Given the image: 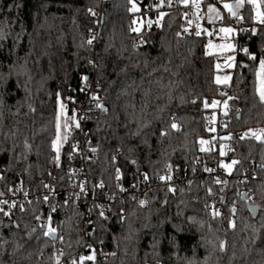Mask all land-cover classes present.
Returning <instances> with one entry per match:
<instances>
[{
    "label": "trees",
    "instance_id": "obj_1",
    "mask_svg": "<svg viewBox=\"0 0 264 264\" xmlns=\"http://www.w3.org/2000/svg\"><path fill=\"white\" fill-rule=\"evenodd\" d=\"M130 1L0 0V194H38L27 207L0 214V264H55L57 241L39 217L62 225L64 243L83 240L76 203L65 193L40 192L45 179L61 192L74 180L70 143L58 160L53 150L59 99L83 98L90 83L99 105L87 125L85 166L92 186L120 196L112 210L95 214L94 241L119 264H264V143L237 138L264 129L256 75L264 23L253 31L249 5L242 21L234 15L235 27L247 32L238 29L236 68L231 83L220 85L206 35H179L182 1L151 31H134ZM96 10L103 17L94 46ZM215 99L227 100L228 111L213 125ZM216 138L229 146L224 157ZM232 160L231 174L215 175L214 167ZM251 165L256 177L239 185ZM250 204L259 208L256 217Z\"/></svg>",
    "mask_w": 264,
    "mask_h": 264
},
{
    "label": "built area",
    "instance_id": "obj_2",
    "mask_svg": "<svg viewBox=\"0 0 264 264\" xmlns=\"http://www.w3.org/2000/svg\"><path fill=\"white\" fill-rule=\"evenodd\" d=\"M178 0H131L129 3V9L136 13V18L147 19L144 24L147 30H157L163 27L165 14L167 7L173 6ZM185 5V25L180 31V36H185L186 34L196 32V22L203 16V12L199 15L195 12L196 7L204 3L216 2V0H180ZM144 6V7H143ZM216 6L219 7L222 17L218 19L217 23L214 25L215 32L219 26L232 25L235 27L234 19L230 13L226 11L216 2ZM143 7V8H142ZM133 8L136 10L134 11ZM96 19L99 23L101 21V15L95 13ZM149 22L151 25L149 26ZM98 23V25H99ZM242 32H247L245 25H240L238 27ZM205 35V32L202 33ZM98 37V29L92 31L91 41L92 44H96ZM245 45L242 49H245ZM264 59V47L261 50L260 60ZM92 89V84L90 83L87 89H84V97L79 98L77 96H71L68 103L76 105L75 111L69 113L74 118V123L70 125L69 131V143L71 146V153L69 155V161L71 165V175L74 180L69 184L66 190L63 192L53 190L48 179H45L43 184L44 188L40 192L41 196L65 193L67 195L66 199H72L76 206L82 212L81 221V233L83 234V240L80 245H75L71 243H64V232L62 231V225L56 222H47V219L39 217L36 223H40L41 226H47L49 228L55 229L53 232L56 236L55 242L57 245L54 247V258L55 264H119L114 258V254L106 252L100 243L94 241L93 235V222L94 216L99 211L102 213H107L113 209L115 203L120 198L119 194L113 192L111 189L105 187L104 185H98L96 187L92 186L91 179L89 178L87 168L85 166L87 156L86 151L89 146L91 135L87 129L88 122L91 115L97 111L98 103L92 100L90 95ZM224 91V89H222ZM73 109V110H74ZM77 124L79 127H77ZM209 129H212L210 127ZM237 138L241 139H256L264 143V129L258 127L251 130L242 131L237 134ZM218 147L222 146V142L219 138L214 140V145ZM218 164L216 159L212 161ZM216 176H222L226 174L224 168L219 165L213 168ZM256 168L251 165L250 168L240 175L237 182L241 186H245L250 183L256 177ZM143 180H146V175H142ZM3 183V175L0 172V187ZM83 189V190H82ZM140 199L143 198L141 194ZM38 198V194L34 193L28 189L15 188L11 189L6 194H0V214L9 215L13 213L19 207H27L29 203ZM58 206L55 210H57ZM213 210V208H211ZM221 213V209L218 211ZM67 210L62 213V219L65 220ZM62 224V223H61ZM51 234V233H49ZM92 256L93 259H87V257ZM84 259H81V258ZM147 264H161L160 262H151Z\"/></svg>",
    "mask_w": 264,
    "mask_h": 264
},
{
    "label": "rangeland",
    "instance_id": "obj_3",
    "mask_svg": "<svg viewBox=\"0 0 264 264\" xmlns=\"http://www.w3.org/2000/svg\"><path fill=\"white\" fill-rule=\"evenodd\" d=\"M216 2L226 11V13H230L232 17H234L235 15L232 10V4L235 3L238 12L236 19L240 21H242L246 17L241 12L243 6L249 5L251 9V18L254 23L253 31L255 32L257 30V24H261L260 14L264 13V0H255V3H251L249 2V0H216ZM216 2L204 3L196 7L195 12L197 13V15H199L200 12H203V16L199 18V20L196 22L195 25L196 33L199 32V35H203L202 33L205 32L206 53L215 56L216 58V69H217L216 81L217 78H219V82L217 81V83L220 85H229L232 80L233 71L236 68V57H237L238 47L234 38H237L238 36V29L236 27H233L232 25L226 24L223 26H219L217 32H215L214 25L217 23L218 19L222 17L219 7L216 6ZM225 4L230 5L231 9L226 8L224 6ZM96 12L101 15V18L103 17L102 12L100 10L98 11L96 10ZM146 22L147 19L136 18L138 31H140L143 28V25ZM98 23L99 21L98 19H96L97 26L94 30L98 29L97 28L99 26ZM223 28H230L232 29V31L223 32L221 31V29ZM93 45L95 46L96 44ZM244 52H246L245 49ZM230 57H232L233 59H229ZM226 77H228L229 79L225 80ZM258 88H259V81L257 78V92L259 94ZM61 105H63V107H61ZM209 108L213 111L211 114L213 120L212 123L213 125H216L219 112L222 115H225L228 111L227 100L215 99L213 100L212 104H209ZM74 111L75 109L74 110L72 109L68 101L59 99L58 121H57V125L59 124V130L56 127V139L53 143V150L56 153V158L57 156H59L63 146H65L70 140L68 129L70 125L74 123V118L71 116ZM69 113H71V115ZM58 136L59 139H57ZM224 139L225 136H222V140ZM228 148L229 146L227 145V143L223 142L221 146V153H223L222 157L226 155ZM233 161L235 160H232L230 163H224V162L222 163V166L231 165L230 169L223 166L224 170L228 175L231 174L234 168V164L232 163Z\"/></svg>",
    "mask_w": 264,
    "mask_h": 264
},
{
    "label": "snow or ice",
    "instance_id": "obj_4",
    "mask_svg": "<svg viewBox=\"0 0 264 264\" xmlns=\"http://www.w3.org/2000/svg\"><path fill=\"white\" fill-rule=\"evenodd\" d=\"M249 2L255 3V0H249ZM224 6L226 8L231 9V6L230 5L225 4ZM237 6H239V5H237ZM133 10L135 11L136 9L133 8ZM89 11H91V9H89ZM93 14H95V13H93ZM260 23H264V13L260 14ZM150 25H151V22H149V26ZM134 31H138V29H134ZM221 31H223V32H231L232 29H230V28H223V29H221ZM197 35H199V32L197 33ZM89 43H91V41H89ZM245 51H247V50H245ZM251 58L252 59H255V57H251ZM229 59H233V58L230 57ZM229 66H231V65H229ZM256 75H257V78H258V81H259L258 91H259L260 99H261V101H264V59L260 60V62H259V69H258ZM227 79H229V78L226 77L225 80H227ZM217 81L219 82V78H217ZM207 106L208 105L206 103L205 104V107H207ZM61 107H63V105H61ZM77 127H79L78 124H77ZM172 127L173 128H176L177 125L176 124H173ZM57 128L59 130V124L57 125ZM57 139H59V136L57 137ZM65 139H66V137H65ZM201 143L204 144V143H207V142L206 141H201ZM93 151H95V149H93ZM221 154H223V153H221ZM58 159H59V156H57V160ZM232 163L235 164V163H237V161H233ZM223 166L226 167V168H229V169L231 168V165H223ZM209 171H211V170L209 169ZM168 178L170 179V177H168ZM161 179H164V177H161ZM216 182L217 183H220L219 180H217ZM45 199H47V197H45ZM214 215H219V213L216 212V213H214ZM54 231H55V229L49 228L48 232H46L45 235H49V233H53ZM93 258L94 257H92V256L87 257V259H93ZM81 259H84V258L82 257Z\"/></svg>",
    "mask_w": 264,
    "mask_h": 264
},
{
    "label": "water",
    "instance_id": "obj_5",
    "mask_svg": "<svg viewBox=\"0 0 264 264\" xmlns=\"http://www.w3.org/2000/svg\"><path fill=\"white\" fill-rule=\"evenodd\" d=\"M232 10H233L234 14L237 15V8H236V4H235V3L232 4ZM239 116H240V114H239ZM243 199H244V200L246 199V198H245V194H243ZM248 210H249V212H250L254 217H256L257 214H258V212H259V208H258L257 206H255V205H252V204H250V205L248 206ZM49 238H50L51 240H55L56 236H55L54 233H51V234L49 235Z\"/></svg>",
    "mask_w": 264,
    "mask_h": 264
}]
</instances>
